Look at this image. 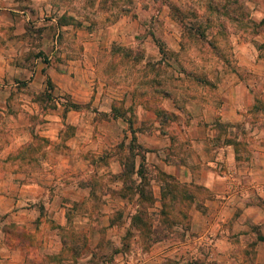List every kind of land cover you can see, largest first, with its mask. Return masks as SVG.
I'll return each mask as SVG.
<instances>
[{
  "label": "rangeland",
  "instance_id": "1",
  "mask_svg": "<svg viewBox=\"0 0 264 264\" xmlns=\"http://www.w3.org/2000/svg\"><path fill=\"white\" fill-rule=\"evenodd\" d=\"M30 1L23 0L24 6ZM61 1L72 8H77L73 3L85 4L89 20L106 23L128 16L138 22L136 35L141 41L128 47L113 43L99 60L100 69L115 74L129 88L133 101L127 105L121 99L105 112L88 100L80 110L85 121L65 122L59 129L61 138L49 139L39 132L41 125L38 130L36 126L52 108L63 115L64 108L57 105L61 98L53 89H40L21 79L22 96L38 105L24 108L19 165L11 160L9 167L23 172L24 179H37L44 188L38 190L48 192L45 199L34 201L42 214L44 200L50 199L52 210L67 216L65 224L56 218L46 221L50 228L60 229L68 242L58 254L48 252L43 259L52 264L62 259L71 264H117L134 257L136 245L182 237L190 224V210L194 205L202 208L200 200L209 193L198 181H180L167 173L161 159L190 162L195 144L205 151L206 167V158L222 140L233 143L240 157L249 159L253 154L255 135L264 132V0ZM66 12L58 20L75 21ZM51 14L45 11L34 17V12L24 21L23 64L28 67L35 64L42 22ZM19 97L13 92L11 99ZM65 97L66 108L71 99ZM163 99L175 103L169 107ZM225 99L233 100L241 113L236 121L218 120ZM18 111L10 105L6 117L17 116ZM118 114L126 121L113 123L110 116ZM205 118H210L206 127H216L218 139L189 135L184 139L183 129L187 132ZM14 121L9 129L0 127V148L15 139ZM80 128L92 138L90 147L68 156L72 145L66 140ZM100 130L107 133L102 141L96 134ZM116 159L121 169L113 172ZM199 168L194 167L196 176ZM72 240L81 246L76 255Z\"/></svg>",
  "mask_w": 264,
  "mask_h": 264
},
{
  "label": "crops",
  "instance_id": "2",
  "mask_svg": "<svg viewBox=\"0 0 264 264\" xmlns=\"http://www.w3.org/2000/svg\"><path fill=\"white\" fill-rule=\"evenodd\" d=\"M23 3V0H0L3 16L0 19V113L3 115L0 127L9 129L15 120L13 129L16 130L15 139L0 148V264H52L43 256L48 252L58 254L64 245L60 229L50 228L45 223L56 218L59 224H65L67 216L64 212L60 215L53 211L50 199L44 200L42 214L34 201L40 197L45 199L48 192L38 190V187L44 188L37 179H24L23 172L18 174L9 167L11 160L17 161L15 167L19 165L17 148L23 142L19 138L21 132H25L23 117L27 114L24 108L38 105L34 99L22 96L21 79L59 94L61 101L57 105L64 108L63 115L53 112L52 108L36 126L38 130L40 124L39 132L49 139H59V129L65 122L85 121L80 110L88 100L92 99L105 112L121 99L127 105L132 103L129 88L124 87L115 74L100 69L99 60L113 43L128 47L141 38L136 35L138 22L128 16L102 23L89 20L84 13L85 4L82 7L80 2L73 3L77 8L69 7L61 0H31L27 6ZM45 11L52 14L42 22L39 53H35V64L31 68L23 64L24 21L34 12L36 17ZM64 11L75 21H59L58 17ZM13 92L21 97L13 101ZM66 95L78 106L69 103L65 108ZM163 102L169 107L175 103L171 99H163ZM13 104L19 108L17 116L7 118L8 108ZM143 106L145 110L146 106ZM221 106L219 121L228 123L241 117L233 100L225 99ZM110 118L113 123L118 119L126 121L121 114ZM209 120L205 118L200 124L191 125L187 132L183 129L184 139L189 135L217 140L216 127L205 125ZM87 133L80 128L68 136L66 143L72 145L68 156H76L90 147L88 141L92 138ZM96 134L102 141L107 133L100 130ZM255 136L258 142L249 159L240 157L241 151L233 143L223 140L206 158V167L202 158L205 151L195 144L190 162L183 158L170 162L161 159L167 173L180 181H198L209 193L200 200L202 208L194 205L190 210V224L182 237L154 239L146 247L136 245V255L120 259L117 264H264V132L259 131ZM76 141L84 143L78 145ZM195 150L200 152L197 154ZM151 155L155 153L151 152ZM116 162L118 165L113 172L121 169L118 159ZM197 165H200V171L197 170L196 176L193 170ZM18 227L25 230L24 236L15 233ZM57 264L71 263L62 259Z\"/></svg>",
  "mask_w": 264,
  "mask_h": 264
},
{
  "label": "trees",
  "instance_id": "3",
  "mask_svg": "<svg viewBox=\"0 0 264 264\" xmlns=\"http://www.w3.org/2000/svg\"><path fill=\"white\" fill-rule=\"evenodd\" d=\"M70 103H71V102H70ZM71 105L74 106V107H77V106H78V104L73 103V102L71 103ZM136 172L139 174L140 170H137ZM140 174H141V173H140ZM168 176H169V175H168ZM16 227H17V226H16ZM12 228H13V227H12ZM15 230H16L15 233L24 236V233H25L24 231H25V230H24L23 228L20 229V228L18 227V228H16ZM73 239H74V238H73ZM73 241H74V240L71 241V249H72V251L74 252V255H76V254H77L76 251L79 250V249L81 248V246L79 247V246H78V243H77V244H76V242L73 243ZM62 242H63V245H65L66 242H68L66 235H62Z\"/></svg>",
  "mask_w": 264,
  "mask_h": 264
}]
</instances>
